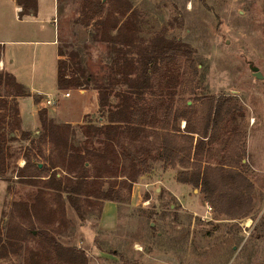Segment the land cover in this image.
<instances>
[{"label":"rangeland","instance_id":"374dc122","mask_svg":"<svg viewBox=\"0 0 264 264\" xmlns=\"http://www.w3.org/2000/svg\"><path fill=\"white\" fill-rule=\"evenodd\" d=\"M90 1L54 3L66 60L80 76L93 77L84 93L59 89L56 46H40L34 56L32 45H7L8 72L16 70V79L24 80L31 90V69L35 75L41 70L44 85L39 87L43 89L39 107L49 110L65 127L46 129L39 114L38 126V105L31 95L21 99L27 123L18 121L16 98L8 95L9 89H2L0 136L4 139L0 140L11 157L9 170L0 177V264H32L45 242L39 231H47L64 246L85 251L86 264H264V78H257L250 69V64L256 65L264 75V0H102L101 13L94 12ZM39 2L41 15L50 16L53 0ZM121 3L129 4V16L118 13ZM16 4L0 0V38L35 37L27 29L15 34L17 15H21ZM107 13L111 17L118 13L127 22L129 30H123L130 44L102 38V25L94 20H104ZM116 33V29L109 31L110 36ZM166 43L172 44L168 52L174 56L162 61L166 54H159L158 48ZM119 51L130 58V85L138 81L151 53L159 58L158 65L151 64L149 81L154 88L131 94L128 84H118L110 98L114 109L122 101L117 96L122 91L138 105L163 99L173 107L200 112L210 96L233 98L237 108L210 144L204 162L215 169L213 180L221 184L214 200L200 187L178 181L183 169L179 164L166 168L163 162L152 161L150 169L133 183L131 193L124 191V201L93 197L89 201L81 196L82 217L65 193L44 192L41 180L31 183L16 176L29 154H37L47 165H58L56 171L64 173V141L82 144L80 126L100 119V99L106 94L96 87L109 82L112 60L119 57ZM169 70L179 71L173 92L160 87L173 82ZM66 91L71 96L66 97ZM47 98L56 104L47 105ZM85 112L92 114L81 122ZM186 121L179 120L180 133H187ZM43 133L48 139L41 146L44 156L32 143ZM233 171L245 180L226 178ZM216 174L221 178L218 181ZM111 179L103 178L104 188ZM245 181L247 186L240 185Z\"/></svg>","mask_w":264,"mask_h":264},{"label":"trees","instance_id":"16d2710c","mask_svg":"<svg viewBox=\"0 0 264 264\" xmlns=\"http://www.w3.org/2000/svg\"><path fill=\"white\" fill-rule=\"evenodd\" d=\"M90 2L89 6L94 8V12L101 13L104 9L102 0H91ZM121 2L125 3V1ZM124 3L118 5L116 9L120 15L129 16L130 6ZM28 9L24 7L22 14L28 12ZM112 13H107L104 20L101 18L94 20V24L102 25L104 34L102 38L130 44V37H127L123 30L125 28L129 30L127 22L119 19L118 13L117 17H111ZM111 29L117 30L116 35H109ZM171 47L172 44L166 43L161 45L160 49L158 48L161 50L159 54H166L162 55L160 60L164 61L168 56L170 58L174 56L168 52ZM119 53V57L112 60L114 68L108 75L109 82L101 87L96 85L98 89L103 88L106 94L100 99V113H102L100 118H103V123L99 118L84 122V125L80 126L84 141L80 145H68V141H64L63 154L67 166L64 173L56 171L59 168L58 165H47L38 159L37 154L33 156L29 154L26 155L23 166L17 168L16 176L20 180L31 183L41 180L45 185L44 192L56 190L59 195L61 192L65 193L72 207L82 217L84 212L80 203L81 196H85L89 201L91 197L100 201H124V191L131 193L133 183L142 173L150 169L152 161L163 162L166 168H175L179 164L183 169L178 173V181L200 187L209 200H214L221 184H216L213 180L215 169L204 162L209 153L210 144L237 108L232 104L233 98L210 96L207 98L204 110L200 112L190 107H173L171 103L163 99L138 105L131 95L122 91L117 93V96L121 95L122 101L115 104L114 109L110 104V98L113 89L118 84H128V89H133L131 94H141L142 90L154 88L149 81L153 71L151 64L158 65L159 58V54L151 53L153 57H148L147 66L138 81L130 85V70L128 69L130 58H127L126 54L121 51ZM67 55L62 47H59V89H82L91 86L94 82L93 77L90 74L80 76L79 73L74 72L75 68L66 60ZM1 56L2 46L0 45V60ZM169 72L173 74L170 76V79H174L173 82L160 85V87H166L172 91L178 83L179 71L169 70ZM3 88L9 89L8 95L16 98L14 111L19 121L18 98L28 96L30 92L17 81L12 73L0 70V97ZM39 115L46 129L54 131V129L65 127L49 118L46 109H41ZM181 118L187 120L185 126L187 133H180L178 122ZM65 125L75 130L74 126ZM46 140H48L47 133H43L37 141H32L39 146L43 156L41 146L47 142ZM243 153L245 154L244 150L241 154L239 153V158H242ZM10 157L8 147H5L0 140V177L9 170ZM215 176H217L216 181L221 179L219 174ZM221 176L226 177L224 174ZM228 176L226 178H234L235 181L238 178L245 180L239 171H233ZM103 178H112L106 188L102 182ZM241 184L247 186L246 181ZM249 185L251 188V184ZM38 233L45 242H42L40 251L36 253L32 264H86L87 256L82 249L62 245L47 231Z\"/></svg>","mask_w":264,"mask_h":264},{"label":"crops","instance_id":"0c3cea01","mask_svg":"<svg viewBox=\"0 0 264 264\" xmlns=\"http://www.w3.org/2000/svg\"><path fill=\"white\" fill-rule=\"evenodd\" d=\"M15 2H17V6L16 9L18 10L19 13H21V15H17V19H16V23L14 26V32L15 34L20 33L22 35V30L23 29H27L29 31L30 36H35V37H30V38H0V45L2 46V56H1V60H0V70H4V71H9L7 70V61L5 59V51L7 49V45H32V49H33V54L34 56L36 54H38V50L40 48V46H44V45H54L56 46L55 52H56V61H57V75H56V80H57V85H58V60L60 58L59 56V47H60V27H59V16H57L55 14V4L57 2V0H53V4H54V10L53 12L50 14V16H42L41 15V3L39 2V0H21V2H19V0H15ZM28 7V12H24V14H22V10L23 8ZM54 13V15H52ZM13 27H10V29H12ZM17 53L15 54V58L14 61L16 60L17 57ZM41 70L38 71V75L34 74V67L31 69V74H30V84H31V90L28 88V86L25 85V81H18L20 83H22L30 92V95L34 97L35 103H37L38 108H37V118L36 123L38 126H40V123L38 122L39 118V111L42 109L41 107H39V96L42 97V93H43V89L39 88L41 86H43L44 84H41V82L43 81V77L40 75ZM11 73L17 77L18 72H16V70L12 71ZM81 92H85L87 90V88H82L80 89ZM97 92V97L99 99V91L97 89H95ZM67 92V91H66ZM66 92H65V96H66ZM33 94V95H32ZM71 96V94L69 95ZM66 96V97H69ZM25 97V96H24ZM21 99L22 97L18 98V109H19V116L20 119H22L25 123H27L25 121L23 112L21 110ZM98 109V108H97ZM92 114L91 112H85L83 114L82 117V121L89 115ZM48 115L49 118H51L52 120L55 121V117L54 115H52V113L48 110ZM100 120H102L101 123H103V118H100ZM56 123H58L57 121H55ZM80 122V123H81ZM187 123V121H186ZM60 124V123H59ZM21 166H23V164H21Z\"/></svg>","mask_w":264,"mask_h":264},{"label":"water","instance_id":"95a60500","mask_svg":"<svg viewBox=\"0 0 264 264\" xmlns=\"http://www.w3.org/2000/svg\"><path fill=\"white\" fill-rule=\"evenodd\" d=\"M250 69L252 70L253 74L259 78V79H263L264 75L263 73L260 71L259 67L253 64H250Z\"/></svg>","mask_w":264,"mask_h":264},{"label":"built area","instance_id":"2783aa9c","mask_svg":"<svg viewBox=\"0 0 264 264\" xmlns=\"http://www.w3.org/2000/svg\"><path fill=\"white\" fill-rule=\"evenodd\" d=\"M69 95H70V92L67 91V92H66V96H69ZM46 104H47V105H55V104H56V101H55V100H52V99H50V98H47V99H46Z\"/></svg>","mask_w":264,"mask_h":264}]
</instances>
